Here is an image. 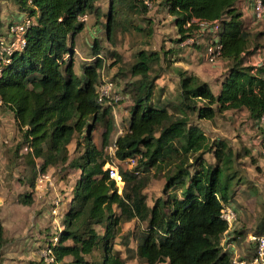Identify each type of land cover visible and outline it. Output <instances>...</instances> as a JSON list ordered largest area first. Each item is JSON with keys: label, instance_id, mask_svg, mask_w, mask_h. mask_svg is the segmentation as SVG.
Masks as SVG:
<instances>
[{"label": "trees", "instance_id": "1", "mask_svg": "<svg viewBox=\"0 0 264 264\" xmlns=\"http://www.w3.org/2000/svg\"><path fill=\"white\" fill-rule=\"evenodd\" d=\"M97 1L18 0L33 23L24 50L12 56L0 76L1 108L13 114L21 136L18 144L29 145L26 157L36 170L27 181L31 188L36 159L41 160V171L65 163L68 145L75 140L78 155L68 166L81 171L72 197L76 206L63 219L53 264H127L132 257L146 264H230L231 254L220 243L228 228L220 210L232 195L230 169L235 153L224 140L210 139L197 120L213 119L228 109L246 108L255 120L264 113V62L257 66L244 62L252 43L238 0H150L151 6L164 5L173 17L177 41L197 31L194 18L208 28L218 21L222 58L229 64L217 94L197 75L176 68L177 104L171 111L167 103L153 102L158 74L152 75V63L160 61V53L144 49L135 53L130 73L139 78L132 83L128 126L113 143L116 159H135L130 168L118 166L124 181L120 193L104 167L112 162L105 147L113 121L111 105L97 101L101 59L84 64L79 74L73 62L74 38L85 26L79 16L104 15ZM114 1L135 11L151 7L144 0L141 5L138 0H109L107 27ZM103 120L98 146L92 132ZM207 152H212L214 163L204 158ZM151 169L164 173L165 190L178 184L184 187L179 194L158 197L149 205L144 189ZM31 193H22L17 200L28 204ZM132 219L145 226L136 246H126L122 257L113 240L121 224ZM96 225L103 231L98 232ZM3 244L0 221V264Z\"/></svg>", "mask_w": 264, "mask_h": 264}, {"label": "rangeland", "instance_id": "2", "mask_svg": "<svg viewBox=\"0 0 264 264\" xmlns=\"http://www.w3.org/2000/svg\"><path fill=\"white\" fill-rule=\"evenodd\" d=\"M98 2L100 4L98 6L101 8L104 15L97 19L93 14H89L90 17L85 23L86 28L79 34H76L74 38V44L77 47L76 58L73 59L75 60V70L80 73L84 64L92 63L95 57H99L101 59L99 79L100 81L103 78H110L114 80L116 84V92L122 96L116 104L125 103V105L122 106L124 109L128 108L132 104V83L139 78L138 76H132L130 73V65L134 61L135 53L140 49L158 51L161 57L159 62L152 63V75L158 74V82L168 78L172 81V83L165 84L163 89H160V85H156L157 87L153 94V102L159 101L161 104L167 103L168 108L172 111L174 106L177 104L176 96L178 93V86L177 81H175V76H177L176 68L182 70L184 69L178 65H174L170 58H173L175 55L174 53H177L179 56L182 52L183 54L186 53V55H188V49H199L201 43L194 46L187 44L184 46H178L177 39L179 38V34L173 21V17H169L156 2L145 11H135L128 9L126 4L125 6L120 7L118 4L116 5L114 1L111 24L109 27L106 26V17L107 14H109L110 2L109 4L108 0H99ZM98 2H96V4ZM248 2H250L253 8V0H249ZM138 3L141 5L143 4V1L138 0ZM15 6L17 7V3H15L14 0H0V13L4 10L3 12H6L5 14H11L10 11ZM252 8H249L251 12L244 19L247 26L246 29H248L251 34V54L257 49L262 51L264 50V16L256 18L253 14ZM0 34L4 33L2 32ZM166 54L170 60H165L163 58ZM249 55L250 54H248V57ZM194 58L197 60V64L207 65L209 69H214L215 74L217 75V72L223 73L227 65V62L225 63L223 58H221L217 63L208 62L205 57L204 50H198V52L194 55ZM68 59L69 55L66 56V60ZM215 74L211 75L210 78L213 79ZM161 75L164 76L162 77ZM236 112V110L231 109L220 112L217 114L218 116L212 120L213 123L205 121L202 123V126L203 128L211 126L208 128V134L215 137L213 140H220V138L218 139L217 137H221V140H224L225 142L228 141L230 144L232 142V131H236V122L239 125L250 123L248 120L245 121L242 119V115H236ZM109 116L113 121V128L110 134L109 142L105 147V151L114 164L123 168H129L130 165L127 161H120L116 159L113 154L109 153V145L112 144V139L120 134L118 133V128H124V122L128 121V113L123 112L117 123L114 122L115 116L113 112H111ZM105 120L98 122L96 128L92 132L93 140L98 146H100L101 143L100 136L105 128ZM0 123L2 124V129H0V208L1 213L7 216L11 210L14 211L15 206H21L18 204L19 202L17 198L20 194L29 192V187L26 184L28 183V178L33 176L36 170L34 169L33 172V168L28 164V159L23 151L18 153L23 144H18L21 136L15 121L12 120L11 115L3 114L0 116ZM250 127L253 128V130H251L253 131V134L256 133L255 141L260 147L259 151H257L256 157L262 158L264 157V144L261 128H259L257 124ZM218 128H223L226 132L223 129L220 130ZM73 142H75V140L69 144L71 156L78 155V151H74ZM231 146L235 148V145ZM245 149L246 148L243 147L241 143L238 147H236L237 167L240 165L239 162L243 163V161H240L238 157ZM204 158H206L207 161L210 160L212 163L215 162L212 152L205 153ZM37 162L40 161L38 160ZM49 169L52 180H54L56 185V189H54V191H57L63 198L66 199L72 196L71 187L74 185V180L78 175V171L69 167L68 164H59L57 166L50 167ZM193 170L194 168L190 167V171L193 172ZM163 174V172H154L153 169L149 171L150 180L144 189L146 201L149 205H152L158 197L166 198L168 194H179L181 188L184 187L183 184H178L175 187L165 190V177ZM63 183L65 184L64 187H62ZM65 192H68V194L65 195ZM5 209H7V211H4ZM58 221L62 222L63 217H59ZM144 226L145 222H140L137 219H132L121 224L119 233L113 240V246L122 257L126 255V246H130L132 248L136 246L137 237ZM95 228L98 232L103 231L100 225H96ZM51 230L52 228L50 225H48L47 228H44L43 231L48 232L45 234L46 238L48 236H52L53 232H51ZM6 238H12L10 231H6ZM43 245L40 246V250ZM38 264H41V260L38 261ZM127 264L146 263L138 257H132L127 259ZM160 264L169 263L163 262Z\"/></svg>", "mask_w": 264, "mask_h": 264}, {"label": "crops", "instance_id": "3", "mask_svg": "<svg viewBox=\"0 0 264 264\" xmlns=\"http://www.w3.org/2000/svg\"><path fill=\"white\" fill-rule=\"evenodd\" d=\"M248 1L249 0H238L236 3L237 8L242 12V20L244 27H247L246 23L244 22V19L251 12L249 8L250 7L252 8L250 2ZM14 2L17 3V7L15 6L10 11L11 14H5L6 12H3L4 10L0 13V33L2 32L5 33L7 27L10 24L19 21L22 15H24L26 12L25 10L21 9V7L19 6L18 0H14ZM108 4H109V0H108ZM108 4H107V8H108ZM96 5H100L99 2ZM160 6H161L160 8H162L166 12V14L172 18V16L168 14V12L166 11L164 5H160ZM89 17H90L89 14H87V18L84 21V25L88 21ZM193 21H195V18L193 19ZM85 28L86 26H84V29ZM208 35H209L208 32L202 35L200 48L198 47L199 49H188L187 51L188 55H186V53L183 54V52L180 54V56L177 53H174L175 55L173 56V58L170 59L173 61L174 65H178L179 67H182L184 70H187L188 72L193 73L202 80L206 81L209 84L212 91L214 92V94H217L220 90L221 82L223 80V75L225 74L228 68L227 65L229 64V61L223 59L225 63L227 62L226 68L224 69L223 73L217 72L218 73L217 75L215 74L214 69H209L208 66L205 64L202 65L197 64L196 62L197 60L194 58V55L196 54V52H198V50L201 51L204 50L205 42L209 39ZM76 49L77 47L74 44L73 59L76 58V53H77ZM163 58L165 60L169 59L167 57V54L164 55ZM73 62H75V60H73ZM244 62L246 64H251L254 66H257L260 63L264 62V50L262 51L260 49H257L255 52L250 54L249 57L248 54L245 55ZM214 74L215 76H213V79L210 78L211 75ZM161 76L163 77L164 75ZM175 78H176L175 81H178V77L175 76ZM158 79L159 77L156 78L155 83L156 85H160L161 87L165 86V84L167 83H172V81L169 80L168 78L163 79L161 82H158ZM124 105L125 103H118L116 105L111 104V112L114 113L115 123H117L118 119H120L119 117L122 115L123 112L128 113V117H129V107L123 109L122 106ZM0 110L2 111V112L0 111V116H2L3 114H10L12 120H14L13 114L10 111L3 110L1 108V102H0ZM231 110H236L238 112V113L236 112V115L238 114L242 115L241 118L244 119L245 121L248 120V122L250 123L239 125L236 122V127H235L236 131H232L231 134L232 142L229 144V142L227 141L229 146L235 145V148L231 146L235 153V158L231 166V171L233 172V177L231 180L232 195L228 198L227 201L224 202V205L232 208L236 212L237 218H236V222H234V224H232L231 226H228V228L223 232L220 243L225 249H227V251L230 252V254L236 253V255H239L241 257H249L254 250V244L249 238L250 234H254V233L264 234V157L262 158L256 157L257 151H259L260 147L255 141L256 133L253 134V131H251L253 130V128L250 127L256 125L255 119L250 118V116L248 115V110L246 108L231 109ZM216 116L213 119L197 120V123L199 124L203 132L212 140L215 137L208 134L209 132L208 128H210L211 126L203 128L202 123L205 121H209L210 123H213L212 120H214ZM1 125L2 124L0 123V129H2ZM124 125L125 126L123 129L118 128V133H122L127 129L128 121L124 122ZM218 129L221 130L223 128H218ZM217 138L218 139L220 138L221 140V137H217ZM114 140L115 137L112 139V144L109 145L110 154L114 153V149H113ZM240 143L246 149L242 151L241 155H239L238 159L240 161H243V163L239 162L240 165L237 167L236 147H238ZM73 144L75 151V143L73 142ZM68 150H69V145H68ZM18 153H21V149L18 151ZM75 156L76 155L71 156V150H69L68 160L65 163H58L49 166L45 172L50 174V169H49L50 167H54L59 164L66 165ZM38 160L40 162H37ZM208 161L211 162L210 160ZM39 163H41V160L36 159L37 167H39ZM105 166L106 165H104V167ZM76 170L78 171V175L74 180L73 187H71L72 196L68 197L67 199L63 198L62 195H60V193H58L57 191H54V189H56L54 180L52 186L42 187V188H35V186L31 188L27 183L26 185L29 187V191L32 192L31 193L32 201L30 203L26 204L18 201L19 202L18 204L21 206H15L14 211L11 210L7 216L1 213V208H0V221L3 226V236H4V244L2 247V258H3L2 264H38V261L40 260L39 258L40 246H42L43 242L46 241L45 234L48 233L47 231L46 232L43 231L44 228H47V226L50 225L52 228L51 232H53V227L55 226V223L58 222L59 217H63L64 219L65 216H67V214L71 210H73L76 206L75 202L72 200V197L74 193L75 184L77 183L81 173L79 169ZM64 186L65 184L63 183L62 187ZM64 194L67 195L68 192H65ZM55 200H58V205L56 206L58 207L57 214H54L52 211ZM4 211H7V209H5ZM6 231L11 232L12 238L9 239L6 238ZM66 243H72V242L71 240H67ZM65 259L70 260L71 257L67 256L65 257Z\"/></svg>", "mask_w": 264, "mask_h": 264}, {"label": "built area", "instance_id": "4", "mask_svg": "<svg viewBox=\"0 0 264 264\" xmlns=\"http://www.w3.org/2000/svg\"><path fill=\"white\" fill-rule=\"evenodd\" d=\"M144 2L148 6H151L150 0H144ZM253 14L256 18H261L264 16V4L262 3V0H253ZM86 18L87 14H82L79 16V19L83 22L86 20ZM32 23L33 18L26 12L19 21L9 25L4 34H0V76L4 66L11 60L12 56L24 50L26 46V33ZM195 24L198 25L197 31L178 41V46H184L186 44L192 46L198 45L202 41V35L208 32L209 39L205 42L204 54L208 62L217 63L222 58L221 43L217 34L219 22L214 21L212 27L208 28L204 26L205 22L195 18ZM68 55L69 54H66V56ZM96 92L97 101L100 104H115L122 98V96L116 92V84L114 80L110 78H103L101 81L99 79ZM255 122L257 126L261 128L264 144V113L258 116ZM115 148L116 147L113 144V149ZM28 150L29 145L24 143L22 145L21 151L26 153ZM122 161H127L130 167L135 163V159L133 158ZM105 165V168L108 169L109 177L114 179L117 186V191L120 193L124 186V181L118 171V166L113 162H107ZM34 184L35 188L48 187L53 185V180L49 173L41 171L39 167H37V174ZM57 205L58 200H55L54 207L52 208L54 214L58 213V207H56ZM220 211L221 217L227 222L228 226H231L234 224V222H236L237 215L232 208L224 205L223 203ZM63 228V222L58 221L55 223L52 236L47 237L43 247L39 251L41 264H53L55 262L53 247L58 243L59 236ZM249 238L254 244L253 253L249 257H241L236 255V253L231 254L230 264H264V234H250Z\"/></svg>", "mask_w": 264, "mask_h": 264}, {"label": "clouds", "instance_id": "5", "mask_svg": "<svg viewBox=\"0 0 264 264\" xmlns=\"http://www.w3.org/2000/svg\"><path fill=\"white\" fill-rule=\"evenodd\" d=\"M178 42V41H177Z\"/></svg>", "mask_w": 264, "mask_h": 264}]
</instances>
